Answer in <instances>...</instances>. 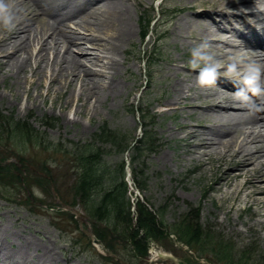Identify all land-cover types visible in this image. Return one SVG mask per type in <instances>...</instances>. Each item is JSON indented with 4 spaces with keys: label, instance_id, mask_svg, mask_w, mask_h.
Wrapping results in <instances>:
<instances>
[{
    "label": "rangeland",
    "instance_id": "1",
    "mask_svg": "<svg viewBox=\"0 0 264 264\" xmlns=\"http://www.w3.org/2000/svg\"><path fill=\"white\" fill-rule=\"evenodd\" d=\"M186 1L165 0L164 6ZM150 4V9L146 4L130 9L134 33L124 44L130 60L120 65V73L114 77L119 83L117 93L96 91L80 112L75 111L74 103L60 110L62 98H53V92L43 100L49 74L45 64L47 76L29 78L34 82L31 85L24 75L19 83L14 76L4 80L0 76V227L13 234V239L25 236L39 246L48 245L56 257L69 260L66 264H122L113 256H106L99 245L96 247L82 233L70 210L74 207L86 216L82 228L101 231L102 243L111 246L112 253L129 264H148L156 252L173 255L179 264H264V223L257 222L263 215L255 214V207L248 206L242 193L235 202L228 197L226 190L235 180L217 185L222 170L215 168L216 159L211 171L204 172L195 171V160L182 166L174 160L163 163L158 159L157 148L163 139L168 140V145H164L168 150L176 141L167 137L166 129L174 123L170 113L156 104L154 90L158 94L171 90L164 78L173 76L175 67L167 62V57L190 62L194 46H190V39L181 41L175 36L176 19L181 14L176 19L167 15L165 18L159 16L155 4ZM147 18L153 21L148 35L141 39L138 32ZM77 21L78 18L67 20V28L89 35L90 30L77 26ZM193 31L197 32V28ZM164 32L161 38H154ZM227 37L229 41L234 38L230 33ZM80 43L84 55L101 53L90 41ZM36 49L33 47V53ZM116 54L121 61V52ZM261 58L256 56L251 62ZM84 62L87 67L101 69L99 64ZM134 82L138 86L130 91ZM57 87L55 84L54 89ZM78 91L76 82L74 94ZM176 121L188 122L183 114ZM20 127L27 131L22 132ZM104 127L120 134V147L105 137H96ZM174 131L177 134L175 128ZM81 149L98 155L94 164L104 173V184L89 197H80L75 190L76 168L81 163L77 150ZM120 174H124L127 185L132 226L136 224V205L140 203L155 215L160 227L157 234H139L127 240L106 220L93 215L96 193L120 179ZM116 215L109 220L114 223ZM185 224L191 228L189 234H183ZM140 240L142 249L135 243Z\"/></svg>",
    "mask_w": 264,
    "mask_h": 264
},
{
    "label": "bare ground",
    "instance_id": "2",
    "mask_svg": "<svg viewBox=\"0 0 264 264\" xmlns=\"http://www.w3.org/2000/svg\"><path fill=\"white\" fill-rule=\"evenodd\" d=\"M151 1L17 0L15 27L11 31L0 28V76L3 80L14 76L19 83L24 75L31 85L34 82L29 78L47 76L43 69L45 64L49 74L43 100L53 92V98H62L60 110L74 103L75 111L80 112L79 109L95 97L96 91L117 93L119 83L114 77L120 73V65L130 60L129 51L124 48L134 33L130 9L134 5H149ZM164 1H157L164 17L176 19L181 14L175 26V36L181 41L188 38L190 46H196L208 40L217 59L225 65L229 56L237 55L247 62L260 56L261 59L254 61L264 65V0H188L167 8ZM74 18H78L77 26L91 33L83 35L68 29L66 21ZM235 22L240 26H232ZM229 32L235 37L233 41L228 40ZM164 35L165 32L156 34L154 38ZM81 40L90 41L101 53L82 54L85 51ZM35 46L37 49L33 53ZM76 51L81 54L77 55ZM117 52L122 54L121 61L117 60ZM82 59L99 64L101 69L85 66ZM167 62L175 67L173 76L164 78L171 90L163 94L154 90V99L170 113L174 126H169L166 132L176 143L168 150L164 148L168 140L163 139L157 148L158 159L163 163L166 159L174 160L182 166L195 160V171L199 172L211 171L216 159L215 168L222 170L217 185L235 180L226 190L228 197L235 202L242 193L248 206L255 207V214L263 215L257 222L264 223V112L251 116L247 107H241L233 99L231 93L236 88L229 79L223 78L224 68L220 70L222 77L217 86L200 87L197 83L199 70H193L190 62L180 57H167ZM76 82H79V91L75 95ZM55 84L58 85L56 89ZM131 86L130 91H133L138 83H131ZM14 96L19 98L17 93ZM252 100L264 105V98L252 97ZM181 114L188 122L176 121ZM13 238V234L0 227V264H66L69 261L56 257L46 244L39 246L25 236L21 240ZM163 256L156 252L154 259Z\"/></svg>",
    "mask_w": 264,
    "mask_h": 264
},
{
    "label": "trees",
    "instance_id": "3",
    "mask_svg": "<svg viewBox=\"0 0 264 264\" xmlns=\"http://www.w3.org/2000/svg\"><path fill=\"white\" fill-rule=\"evenodd\" d=\"M149 23L148 20L145 22L143 26V30L141 33L142 37H145L148 33ZM1 119V118H0ZM24 132L27 131L20 127ZM19 129V128H18ZM101 134H97L96 137H105L107 140L111 141L113 145L119 146L121 144V137L120 134L114 133L110 130H108L106 127L101 129ZM95 137V138H96ZM125 146H127L125 144ZM85 149L77 150L81 160L80 165H78L77 169V177L75 182V190L76 193L80 194V197H89V195L96 191L103 182V171L99 170L96 164H94V161H96V157L98 156L94 152L85 153ZM121 169H123L122 165L120 166ZM124 174H120L119 178L111 182L109 186L105 190H100L98 193V200L95 201L94 204V210L93 215L98 220H106L107 223H109V227H114L115 229H118V232L122 233V235L128 240L127 237L133 239V237H136L137 235L141 234L144 237L152 236L158 233V230L160 231L159 225H157V220H155V215L148 210L146 207H144L142 204L138 203L136 205V224L132 226L131 221V211H130V205L129 199L127 197V185L126 182L123 179ZM116 217L114 218V223L112 220H109L111 215H114ZM126 222L124 225L122 222ZM112 222V223H110ZM123 224V228L121 227ZM101 230V229H100ZM191 228L186 227L183 230V234H189V231ZM95 236L102 240V232L99 231L95 232ZM141 239V238H139ZM142 240L135 241L138 248L142 249L143 244ZM106 248L109 250H112L111 246H108L105 244Z\"/></svg>",
    "mask_w": 264,
    "mask_h": 264
},
{
    "label": "clouds",
    "instance_id": "4",
    "mask_svg": "<svg viewBox=\"0 0 264 264\" xmlns=\"http://www.w3.org/2000/svg\"><path fill=\"white\" fill-rule=\"evenodd\" d=\"M17 0H0V28L11 31L15 27ZM212 44L204 40L191 49L190 66L199 70L197 83L200 87L217 86L224 68L223 78L229 79L236 88L233 99L247 107L248 114L255 116L264 112V105L257 104L252 97L264 98V65L247 62L243 56H229L225 65L211 50ZM240 86L237 87L236 85Z\"/></svg>",
    "mask_w": 264,
    "mask_h": 264
},
{
    "label": "water",
    "instance_id": "5",
    "mask_svg": "<svg viewBox=\"0 0 264 264\" xmlns=\"http://www.w3.org/2000/svg\"><path fill=\"white\" fill-rule=\"evenodd\" d=\"M72 211L77 215V220H78V222L81 223V219H80V217H79V216H81V215H80L79 211H77V210H75V209H73ZM86 233H87L88 235L91 236L92 240H93L95 243L102 245L101 242H100L98 239H96L94 236H92L89 232H86ZM103 249H104V251H105L107 254H110V252L107 251L104 247H103ZM115 258L118 259L117 257H115ZM163 258H164V257H163ZM165 258H166V259L164 260V263H165V264H178V263L176 262V259H175L174 257H165ZM152 263H153V262H152ZM152 263H150V264H152Z\"/></svg>",
    "mask_w": 264,
    "mask_h": 264
}]
</instances>
